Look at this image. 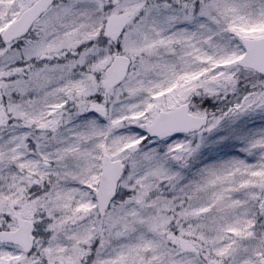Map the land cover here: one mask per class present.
<instances>
[{
  "label": "snow or ice",
  "instance_id": "6c2138e0",
  "mask_svg": "<svg viewBox=\"0 0 264 264\" xmlns=\"http://www.w3.org/2000/svg\"><path fill=\"white\" fill-rule=\"evenodd\" d=\"M0 264H264V0H0Z\"/></svg>",
  "mask_w": 264,
  "mask_h": 264
}]
</instances>
